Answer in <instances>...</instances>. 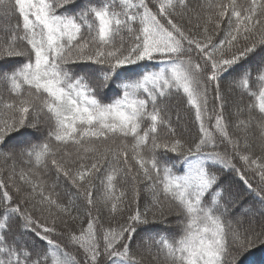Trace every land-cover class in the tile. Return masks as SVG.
I'll use <instances>...</instances> for the list:
<instances>
[{"label":"snow or ice","instance_id":"snow-or-ice-1","mask_svg":"<svg viewBox=\"0 0 264 264\" xmlns=\"http://www.w3.org/2000/svg\"><path fill=\"white\" fill-rule=\"evenodd\" d=\"M225 170L264 203V0H0V264H240Z\"/></svg>","mask_w":264,"mask_h":264},{"label":"trees","instance_id":"trees-1","mask_svg":"<svg viewBox=\"0 0 264 264\" xmlns=\"http://www.w3.org/2000/svg\"><path fill=\"white\" fill-rule=\"evenodd\" d=\"M223 87L227 88V81L224 82ZM111 95V93L109 94ZM175 104H179L180 101H174ZM182 119L180 121V130L184 131L186 135H195L196 134V126L194 123V117H190L189 114L181 111L180 113ZM175 120V115L173 116ZM238 166H239V162ZM221 180L223 185L226 188H230L234 197L236 198V203L239 204V207L236 209V214L238 215L241 211L248 212V219H255V223L257 225L264 224V203H261L254 194H250L243 183L236 176L235 172H231L225 170L220 173ZM249 178H251L249 174ZM255 183V182H253ZM243 201L242 203L240 201ZM143 203V201H141ZM13 231H16V226H13ZM25 239H30L29 237H25ZM139 240V237H137ZM39 243V242H37ZM136 242L133 243V249L135 250ZM69 252H72L73 249L71 247L68 248ZM160 261H163L161 258ZM164 264V262H161ZM144 264H157L155 261H151L150 258L145 260ZM240 264H264V245H255L251 247V249L241 257Z\"/></svg>","mask_w":264,"mask_h":264},{"label":"rangeland","instance_id":"rangeland-1","mask_svg":"<svg viewBox=\"0 0 264 264\" xmlns=\"http://www.w3.org/2000/svg\"><path fill=\"white\" fill-rule=\"evenodd\" d=\"M156 262V261H155ZM161 262H163V261H159V264H162ZM157 263V262H156Z\"/></svg>","mask_w":264,"mask_h":264}]
</instances>
